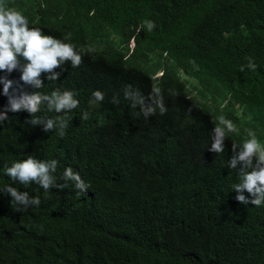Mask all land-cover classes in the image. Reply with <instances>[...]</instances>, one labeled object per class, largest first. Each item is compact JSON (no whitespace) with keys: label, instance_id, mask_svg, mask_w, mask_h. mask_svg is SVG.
<instances>
[{"label":"trees","instance_id":"obj_1","mask_svg":"<svg viewBox=\"0 0 264 264\" xmlns=\"http://www.w3.org/2000/svg\"><path fill=\"white\" fill-rule=\"evenodd\" d=\"M24 1L14 0V5ZM68 1L122 28L140 27L147 40L169 44L180 55L195 54L203 68L217 74L214 82L229 68L240 71L243 77L236 85L235 101L264 117V0ZM148 21L155 23L151 31ZM35 26L44 35L83 49L84 57L80 67H59L41 75V86L33 90L9 88L5 94L8 74L0 70V226L33 230L31 263L59 264V226H107L83 236L84 264L103 261L108 247L109 264H164L169 247L183 235L188 236L182 253L193 264H250L255 252L248 249L233 261H221L215 254L203 256L221 239L238 240L245 247L264 243V200L258 207L251 203L261 194L245 189L242 195L249 203L229 202L232 181L241 183L247 172H227L223 157L209 155L206 148L212 137L210 121L218 116L233 122L238 129L233 139L239 144L251 130L264 147V130L171 75L153 79L149 67L124 62L83 35ZM249 59L255 70L247 66ZM55 74L58 78L51 80ZM224 89L230 88L209 87L216 97H223ZM96 91L103 94L102 100H96ZM54 92L61 96L72 92L78 106L49 115ZM33 94L41 97L35 113L23 106L12 110L11 100ZM148 107L155 112L145 116L143 109ZM61 118L67 123L63 135ZM29 157L57 161V176L48 170L50 192L40 177L27 184L8 174L4 178L3 165L10 168ZM67 166L90 185L84 192L71 179H58ZM9 187L27 194L26 203L17 201L21 213L6 209L16 202ZM257 187L264 185L257 182ZM32 194L42 198L39 204L33 203L37 199ZM135 226H149L140 244L110 246L133 236Z\"/></svg>","mask_w":264,"mask_h":264},{"label":"clouds","instance_id":"obj_2","mask_svg":"<svg viewBox=\"0 0 264 264\" xmlns=\"http://www.w3.org/2000/svg\"><path fill=\"white\" fill-rule=\"evenodd\" d=\"M49 1L58 3L64 8H70L77 12L80 16H95L100 19H107L97 16L93 11L85 9L81 6L71 4L68 0H25L17 7L14 0H0V70H6L8 79L4 80V93H8V89H25L33 90L35 85L41 86L38 79L41 75L51 73L59 67L73 69L80 67L83 62L84 50L77 46L66 43L61 39H56L50 35H44L43 30L36 27V24L55 26L64 29L73 35H83L94 44H98L106 51L115 54L124 62L139 63L149 67L153 72V79H159L164 74L173 76L179 82L192 88L194 91L202 93L209 101L222 102V107H229L239 113L249 125L253 128L264 130V117L259 114L252 113L244 102L235 101V88L238 80L243 77L240 71L227 69L223 72L216 82L213 77L217 74L207 71L199 62L195 54L180 55L173 48L164 42H151L147 40L141 33L140 27L130 29L123 27L127 32L140 34L145 41L144 47L139 51L131 50V46L114 43L111 37L103 31L90 32L86 31L82 25L71 24L67 16H58L48 12L45 2ZM110 22V21H108ZM112 23V22H111ZM148 30L151 31L155 27L152 21L147 22ZM173 55V56H171ZM183 58L191 64H195L193 70L181 69L178 67V60ZM24 59V60H23ZM25 61V62H24ZM255 70L256 65L249 59L247 65ZM204 69L206 71L205 78L208 82L201 80L196 72ZM241 70H243L241 68ZM58 74L50 77L56 80ZM218 83L213 85L210 83ZM226 87L223 97H216L211 94L209 87ZM54 107L50 114L55 110L60 111L63 108H76L79 102L73 99L72 92H65L62 96L53 93ZM96 100H102L103 94L100 91L93 93ZM125 98H128V91L124 92ZM41 97L39 94L31 96L25 95L20 100H11L12 110H19L22 106L30 112L35 113L38 110V104ZM155 104L160 107L161 113L165 111L161 100L157 99ZM155 108L148 107L143 109L145 116L154 114ZM0 119H3L0 116ZM82 119H88V113H84ZM36 121L34 120L33 123ZM48 128L52 127V121L48 122ZM67 127L66 119L61 118V132ZM210 131L212 137L208 140L206 151L209 155L215 157H223V162L227 172H247L242 175V182L232 181L229 190L228 201L239 200L241 203L247 204L249 201L242 195L247 189L250 193H260V198L254 199L251 203L260 206L264 200V187H257V182L264 185V147L256 138L251 130H247L248 137L243 139V144H239L235 137L238 129L233 122L224 117L218 116L215 120L210 121ZM51 168L57 176V161L52 160L50 163L37 162L29 157L23 162L13 163L12 167H2L4 178L7 174L18 179L24 184L30 180L40 177V183L46 193L50 192L52 180L49 177L48 170ZM71 179L77 189L84 192L90 185L81 179L76 170L71 167H64L59 174L58 179ZM8 191L15 197V204L6 208L13 213H21L19 203L27 202V194H19L16 189L9 187ZM45 193V194H46ZM33 195V194H32ZM37 200L33 203L39 204L42 199L37 195H33ZM18 201V202H17ZM107 226H59L56 236L60 241L62 254L59 258V264H84L86 256L83 248V236L86 233L95 235L99 231H103ZM149 226H135V234L130 237L113 242L110 246L131 248L140 244L147 232ZM188 236V235H187ZM183 235L179 240L174 242L166 252L163 258L164 264H193L188 254H183V242L187 238ZM35 242V234L28 226H0V264H32L30 261L31 250ZM255 252L250 264H264V243L260 241L246 247L239 243L238 240L221 239L218 244L207 250L203 256L215 254L221 261H233L239 256L244 255L245 250ZM107 255L103 261L97 264H109Z\"/></svg>","mask_w":264,"mask_h":264},{"label":"rangeland","instance_id":"obj_3","mask_svg":"<svg viewBox=\"0 0 264 264\" xmlns=\"http://www.w3.org/2000/svg\"><path fill=\"white\" fill-rule=\"evenodd\" d=\"M45 6L48 8L49 13L57 15V17L65 15L68 17L71 24L82 25L86 31H103L111 37V40L114 43L131 46V50L134 51H139L144 47L145 41L140 34L127 32L117 23H111L95 16H80L77 12L71 10L70 8H64L55 2L50 3L49 1H46ZM177 64L181 69L193 70L195 68V64H191L183 58H180ZM196 75L205 82L209 81L205 78L206 71L204 69L196 72ZM210 84L218 85V83L212 82Z\"/></svg>","mask_w":264,"mask_h":264}]
</instances>
